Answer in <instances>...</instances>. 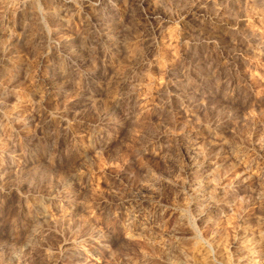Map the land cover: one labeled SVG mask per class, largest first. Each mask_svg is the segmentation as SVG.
I'll use <instances>...</instances> for the list:
<instances>
[{"label":"rangeland","instance_id":"obj_1","mask_svg":"<svg viewBox=\"0 0 264 264\" xmlns=\"http://www.w3.org/2000/svg\"><path fill=\"white\" fill-rule=\"evenodd\" d=\"M0 264H264V0H0Z\"/></svg>","mask_w":264,"mask_h":264}]
</instances>
